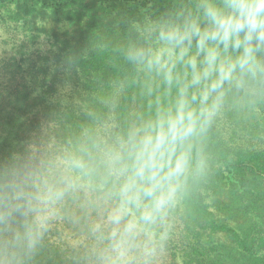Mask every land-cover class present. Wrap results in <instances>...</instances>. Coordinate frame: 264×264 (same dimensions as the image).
I'll return each mask as SVG.
<instances>
[{"label": "clouds", "instance_id": "obj_1", "mask_svg": "<svg viewBox=\"0 0 264 264\" xmlns=\"http://www.w3.org/2000/svg\"><path fill=\"white\" fill-rule=\"evenodd\" d=\"M126 72L95 99L68 83L0 156V264H169L210 133L264 103V0H188L133 22Z\"/></svg>", "mask_w": 264, "mask_h": 264}, {"label": "trees", "instance_id": "obj_2", "mask_svg": "<svg viewBox=\"0 0 264 264\" xmlns=\"http://www.w3.org/2000/svg\"><path fill=\"white\" fill-rule=\"evenodd\" d=\"M181 0H0V156L52 110L66 83L95 99L127 70L116 52L133 22ZM187 3L188 0H182ZM169 264H264V103L232 110L209 135ZM57 226L41 264H63Z\"/></svg>", "mask_w": 264, "mask_h": 264}]
</instances>
